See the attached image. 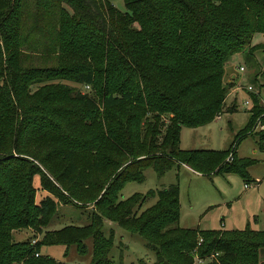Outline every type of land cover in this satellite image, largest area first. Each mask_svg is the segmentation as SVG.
I'll return each mask as SVG.
<instances>
[{"label":"trees","instance_id":"trees-1","mask_svg":"<svg viewBox=\"0 0 264 264\" xmlns=\"http://www.w3.org/2000/svg\"><path fill=\"white\" fill-rule=\"evenodd\" d=\"M121 2L123 11L109 0H0V264H64L40 248L62 245L65 256L74 245L82 255L87 238L88 264H112L105 220L137 234L153 264H191L193 249L213 255L204 264H264V221L258 230L181 228L176 182L118 198L123 182L141 180L147 166L156 176L179 164L235 171L247 182L253 160L234 153L243 135L224 150H183L178 138L181 127L222 112L228 57L242 52L252 64L264 47L249 46L254 33L264 34V0ZM256 72L251 81L259 76L264 89V67ZM247 96L239 133L262 112ZM255 146L264 152V128ZM34 174L48 193L37 202ZM148 196L154 201L136 212ZM57 203L89 205V223L40 234ZM26 228L40 238L12 240Z\"/></svg>","mask_w":264,"mask_h":264},{"label":"rangeland","instance_id":"rangeland-1","mask_svg":"<svg viewBox=\"0 0 264 264\" xmlns=\"http://www.w3.org/2000/svg\"><path fill=\"white\" fill-rule=\"evenodd\" d=\"M109 1L118 10H124L121 0ZM261 44L264 45V34L254 33L250 38L249 46ZM252 58L254 62L251 64L245 60L242 52L234 53L228 57L224 63L222 82L226 83L231 80L232 85L226 90L222 112L212 121L196 127L195 130L183 127L179 143L180 149L183 150L191 148L224 150L230 141L234 143L236 140L233 139L234 136L243 135L236 144L234 153L237 159L249 158L253 160V163L245 168L248 179L247 186L243 185L244 180L235 171L194 172L191 168L180 164L177 168L170 167L162 175L156 176L152 167L147 166L142 170L141 180L123 182L118 192V198L127 197L134 192L144 193L149 188H159L170 182H176L179 227L223 232L230 229L240 230L245 226L258 230L263 226L264 152L258 151L255 146V136L259 131L254 126L255 119L244 131L238 132L250 115L247 112V107L242 104L244 97L239 90H243L247 84L256 86L260 83L259 76L256 77L254 83L251 78L256 75L257 70L264 67V47L256 49L252 53ZM239 67H242L241 71L238 70ZM60 82L75 86L69 81L60 80ZM233 88L238 90L231 92ZM260 92L264 94V89H261ZM227 155L223 160H226ZM32 185L35 187L36 202L48 194L39 187L36 174L32 176ZM154 199L155 196L145 197L136 212L146 208ZM90 213L89 205L57 203L47 224L41 228L40 234L64 225H87ZM109 231L112 232V237L107 257L112 264H138L139 260L144 264H153L155 259L153 251L137 234L130 233L114 222L105 220L102 222L101 233L106 237ZM11 234L13 241L40 238L39 234L36 235L28 228L14 230ZM83 243L86 246V251L82 255L76 252L74 245L68 246L65 256H63L64 247L62 245L42 246L39 253L64 264H88L91 256V239L87 238L83 240Z\"/></svg>","mask_w":264,"mask_h":264},{"label":"built area","instance_id":"built-area-1","mask_svg":"<svg viewBox=\"0 0 264 264\" xmlns=\"http://www.w3.org/2000/svg\"><path fill=\"white\" fill-rule=\"evenodd\" d=\"M238 70H242V67H239ZM88 87L86 85L83 86L82 90H86ZM261 89L260 87H258L257 85H251V84H247L245 87H243V91L245 92V98L243 99L242 104L249 108L251 107V103L250 100L248 98V94H252L253 96H255L257 98L258 104L260 105V107L262 108V112L255 117V122H254V126L256 127L257 130H262L264 128V94H261ZM232 157L231 154L229 153L226 157V161H231ZM256 181V180H254ZM244 186H247V182L243 183ZM199 241V240H198ZM197 241V243H198ZM195 249H193L192 252V257H193V264H204L208 261H210L213 257V255H207L204 257H198L195 254ZM214 256H216V253H214ZM214 258V257H213Z\"/></svg>","mask_w":264,"mask_h":264},{"label":"crops","instance_id":"crops-1","mask_svg":"<svg viewBox=\"0 0 264 264\" xmlns=\"http://www.w3.org/2000/svg\"><path fill=\"white\" fill-rule=\"evenodd\" d=\"M223 71H224V66H223ZM229 84V87L232 85V81L231 80H229L228 82H226V84ZM236 90H238V89H235V88H233V89H231V92H236ZM239 91H241L242 93H243V97L245 98V92L243 91V90H239ZM198 127H200V126H198ZM183 127H181L180 128V130H179V138H178V147H179V143H180V134H181V129H182ZM196 128V127H195ZM195 128H189V129H192V130H195ZM180 148V147H179ZM191 149H194V148H191ZM200 149V148H199ZM206 149V148H205ZM180 165V164H179ZM181 165H183V164H181ZM177 166L178 165H175V166H172V167H175V168H177ZM184 167H188L187 165H183ZM195 172V171H194ZM254 180V179H253ZM196 229H198V228H196ZM199 230H203V229H199Z\"/></svg>","mask_w":264,"mask_h":264}]
</instances>
